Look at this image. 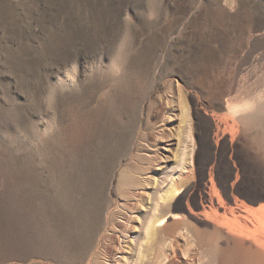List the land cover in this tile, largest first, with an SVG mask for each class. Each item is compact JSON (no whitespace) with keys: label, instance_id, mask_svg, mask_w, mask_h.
<instances>
[{"label":"rangeland","instance_id":"obj_1","mask_svg":"<svg viewBox=\"0 0 264 264\" xmlns=\"http://www.w3.org/2000/svg\"><path fill=\"white\" fill-rule=\"evenodd\" d=\"M171 176L264 203V0H0V264H238Z\"/></svg>","mask_w":264,"mask_h":264},{"label":"bare ground","instance_id":"obj_2","mask_svg":"<svg viewBox=\"0 0 264 264\" xmlns=\"http://www.w3.org/2000/svg\"><path fill=\"white\" fill-rule=\"evenodd\" d=\"M187 137H191L189 131ZM190 151L187 152L188 156L191 154ZM185 154L184 147L180 161L181 169L186 167ZM182 185L183 182L174 176L168 177L164 182L157 194L152 212L144 225L143 238L149 237L157 227L164 224L166 217L164 214L158 213V207L162 203L169 202L170 206L174 199L177 198L181 201L186 196V209L188 215L194 220V222L187 221L190 230L192 228L194 232L214 237L222 248L235 251L239 259L238 264H264V203H260L257 207L238 204L232 200L226 187H224V198H222L214 186L207 185L206 182L195 194L185 195L182 194ZM179 204L173 205V208H180ZM195 223L203 225V228L199 229ZM177 245H172L175 257L177 256ZM191 245H193L192 242ZM186 247L188 248V246ZM211 263L223 264L219 258H214ZM191 264L194 262L192 261Z\"/></svg>","mask_w":264,"mask_h":264}]
</instances>
